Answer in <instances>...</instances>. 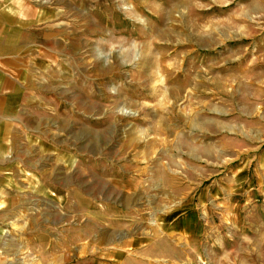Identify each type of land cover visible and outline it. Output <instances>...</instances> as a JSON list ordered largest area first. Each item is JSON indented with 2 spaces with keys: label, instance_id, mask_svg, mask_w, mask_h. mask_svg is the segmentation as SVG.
<instances>
[{
  "label": "rangeland",
  "instance_id": "rangeland-1",
  "mask_svg": "<svg viewBox=\"0 0 264 264\" xmlns=\"http://www.w3.org/2000/svg\"><path fill=\"white\" fill-rule=\"evenodd\" d=\"M42 7L2 264H264V0Z\"/></svg>",
  "mask_w": 264,
  "mask_h": 264
},
{
  "label": "crops",
  "instance_id": "crops-1",
  "mask_svg": "<svg viewBox=\"0 0 264 264\" xmlns=\"http://www.w3.org/2000/svg\"><path fill=\"white\" fill-rule=\"evenodd\" d=\"M37 1L0 0V264L2 243L7 239L12 218L10 213L16 205L12 197L17 194L19 180L34 179L30 175L34 172L33 166H25L28 156L33 155V152L28 153L25 138L26 132L32 130L28 120L32 124L33 113L32 109H17V98L21 75L18 71L26 69L25 52L31 42L29 19L41 16L44 11L43 0L39 4ZM27 95L24 92L20 97L26 100ZM34 173L38 179L44 178L39 171Z\"/></svg>",
  "mask_w": 264,
  "mask_h": 264
}]
</instances>
